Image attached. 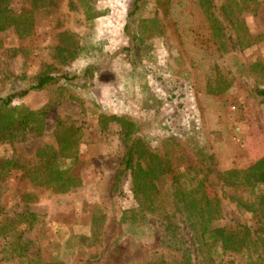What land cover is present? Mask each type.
Masks as SVG:
<instances>
[{
	"label": "rangeland",
	"instance_id": "1",
	"mask_svg": "<svg viewBox=\"0 0 264 264\" xmlns=\"http://www.w3.org/2000/svg\"><path fill=\"white\" fill-rule=\"evenodd\" d=\"M69 1L60 0L55 9L36 11L34 34L25 41H19L12 32L0 35L6 45L0 50V95L26 89L52 62L53 50L65 32L72 33L81 46L84 40L91 41L103 52L104 58H98L103 62L93 64L96 61L91 60L87 64L80 58L60 67L61 72L80 75L85 67L94 65L95 78L75 79L68 84L79 100L62 101L49 113L44 133L32 134L13 146L0 143V166L15 149L31 157L39 144L56 147L55 124L59 117H68L84 127L80 152L86 163L83 183L74 192L57 195L22 181L19 171H14L5 184L0 224L5 216L14 217L26 209L39 215L40 222L26 238L32 242L30 254L45 262L59 256L65 264L142 263L161 251L163 228L154 218L156 238L138 242L121 224V211L133 206L129 176L120 174L125 147L119 124L111 123L106 132H101L98 116L129 117L138 124L141 135H149L157 144L171 136L188 145L185 140L191 134L202 143L206 141L217 164L209 190L220 194L219 173L247 168L264 156V98L256 93L264 90V0H256L255 10L243 14L250 33L263 35V39L225 56L216 51L195 0H143L142 11L132 18L129 15L135 0H95L102 16L92 25L81 11L69 10ZM213 1L219 14L223 0ZM12 9L32 13L29 0H15ZM154 18L161 22V35L150 36L149 30L141 34L140 23ZM127 24L131 25L130 34L125 31ZM139 35L145 37L141 49L135 47L134 37ZM14 49L20 53L16 55ZM256 63L263 71L252 68ZM219 74L229 89L211 94L209 86L218 84ZM52 92L33 91L15 104L37 110L47 104ZM188 155V160H197L194 153ZM29 193L35 200L26 203ZM247 195V200L253 201L254 197ZM96 207L103 209L107 219L100 243L89 247L76 238L90 234V216ZM223 207V226L238 222L252 225V215L237 211L227 201ZM3 258L0 253V264H13Z\"/></svg>",
	"mask_w": 264,
	"mask_h": 264
},
{
	"label": "trees",
	"instance_id": "2",
	"mask_svg": "<svg viewBox=\"0 0 264 264\" xmlns=\"http://www.w3.org/2000/svg\"><path fill=\"white\" fill-rule=\"evenodd\" d=\"M15 0H0V35L12 32L19 41L31 38L35 29V12L55 9L60 0H29L32 13L12 9ZM204 22L210 31L211 40L220 55L250 48L263 39L248 30L243 18L247 11L255 10L256 0H223L219 14L213 0H195ZM143 0H135L130 18L143 9ZM69 10L82 12L89 25L102 16L95 7V0H70ZM148 23L150 26L145 27ZM140 33L150 36L161 35V22L157 19L142 21ZM148 28V29H146ZM131 25L125 26L130 34ZM139 37V38H138ZM135 47L144 48L145 37L135 36ZM6 47L0 37V50ZM19 54L18 49H14ZM25 50V49H24ZM24 50L21 52L24 54ZM84 55V56H83ZM83 56V57H82ZM104 58L91 41L84 40L82 46L74 35L65 32L54 48L52 62L36 76L24 90H14L0 95V143L15 145L30 135L45 132L49 113L54 112L62 101H77L78 97L68 84L75 79L83 81L95 78L96 67L88 65L80 75L61 72L78 59L87 64ZM92 64V63H91ZM254 70H262L256 63ZM229 84L219 74L218 84L209 86L211 94H222ZM53 89L52 96L42 108L33 110L15 101L30 92ZM264 98V90L256 92ZM101 132H106L111 123L119 124V137L125 153L120 164V174L130 179V194L133 206L121 211L120 222L128 234L138 242H149L156 238L153 219L162 226V249L148 260L138 264H197V261L212 264H264V156L244 169H229L219 173L222 192L209 190L211 175L216 173L215 156L207 142L196 140L195 134L182 145L174 137H166L159 144L149 135H141L138 124L125 116L99 114ZM83 125L68 117H59L54 127L57 146L47 143L37 145L31 157L15 149L11 158L0 166V209L3 210V193L8 176L19 171L22 181L64 195L82 186L86 163L81 159L84 139ZM156 143L154 147L153 143ZM187 147H190L187 150ZM197 160H188V153ZM254 197L249 202L248 194ZM35 195H26V203L33 202ZM236 206L237 211L252 215V225L238 222L235 226H223L224 202ZM40 216L26 209L14 217L5 216L0 224V253L4 260L13 264H65L56 256L45 262L30 254L32 242L26 234L40 222ZM107 216L101 207H96L90 216V234L77 237L80 243L95 247L104 235L103 226Z\"/></svg>",
	"mask_w": 264,
	"mask_h": 264
}]
</instances>
